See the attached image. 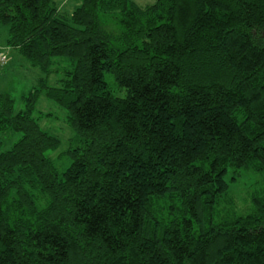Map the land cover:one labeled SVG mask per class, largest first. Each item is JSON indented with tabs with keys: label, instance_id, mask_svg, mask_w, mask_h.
Here are the masks:
<instances>
[{
	"label": "trees",
	"instance_id": "obj_1",
	"mask_svg": "<svg viewBox=\"0 0 264 264\" xmlns=\"http://www.w3.org/2000/svg\"><path fill=\"white\" fill-rule=\"evenodd\" d=\"M2 27L44 77L18 111L0 94V264H264V183L227 198L264 179V0H0ZM42 92L75 133L62 172Z\"/></svg>",
	"mask_w": 264,
	"mask_h": 264
},
{
	"label": "rangeland",
	"instance_id": "obj_2",
	"mask_svg": "<svg viewBox=\"0 0 264 264\" xmlns=\"http://www.w3.org/2000/svg\"><path fill=\"white\" fill-rule=\"evenodd\" d=\"M82 0H55L61 13L69 15L76 9ZM140 6L153 4L156 0H133ZM61 7V8H60ZM7 38L6 29H0V47H4V40ZM2 53L8 55L9 63L3 75L0 77V94L6 93L14 100V108L16 111L23 108L22 95L26 94L31 88L36 87L37 80L41 75L37 68L31 67L30 64L23 59L16 58L10 51L0 48ZM53 73L47 78V87H53L54 82L62 77V70L58 71L53 67ZM32 117L36 119L39 128L51 136L59 140V147L55 151H50L47 156L55 163L59 172L64 171L70 164V160L66 159V152L75 133L66 121V113L53 102L45 97L42 92L34 107ZM18 135L11 136L0 134V140L3 142L5 149L10 147L12 141H16ZM264 179L255 177L250 173H244L229 189L227 198L233 202V211L244 213L250 210V196L259 188ZM227 205V204H226ZM225 203L221 208L226 210ZM232 206V205H231Z\"/></svg>",
	"mask_w": 264,
	"mask_h": 264
},
{
	"label": "built area",
	"instance_id": "obj_3",
	"mask_svg": "<svg viewBox=\"0 0 264 264\" xmlns=\"http://www.w3.org/2000/svg\"><path fill=\"white\" fill-rule=\"evenodd\" d=\"M7 57L4 53L0 52V74L2 73L5 65L7 64Z\"/></svg>",
	"mask_w": 264,
	"mask_h": 264
},
{
	"label": "crops",
	"instance_id": "obj_4",
	"mask_svg": "<svg viewBox=\"0 0 264 264\" xmlns=\"http://www.w3.org/2000/svg\"><path fill=\"white\" fill-rule=\"evenodd\" d=\"M61 8V7H60ZM7 36V35H6ZM7 39V38H6ZM6 39L4 40V47H0L1 49H4V50H6V51H8L9 49L6 47ZM10 51V53H12L14 56H16V58H19V60H21V58H20V55L16 52V51H11V50H9ZM8 65V64H7ZM2 75H3V73H2ZM1 75V76H2ZM0 76V77H1Z\"/></svg>",
	"mask_w": 264,
	"mask_h": 264
}]
</instances>
